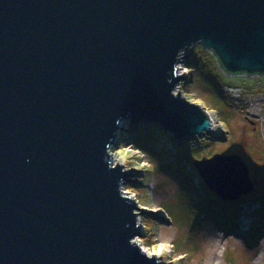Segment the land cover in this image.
I'll list each match as a JSON object with an SVG mask.
<instances>
[{"label": "water", "instance_id": "obj_1", "mask_svg": "<svg viewBox=\"0 0 264 264\" xmlns=\"http://www.w3.org/2000/svg\"><path fill=\"white\" fill-rule=\"evenodd\" d=\"M196 45L227 75H264V0H0V264H163L133 241L142 209L109 148L153 124L213 136L174 92ZM193 167L221 200L256 188L237 153Z\"/></svg>", "mask_w": 264, "mask_h": 264}, {"label": "rangeland", "instance_id": "obj_2", "mask_svg": "<svg viewBox=\"0 0 264 264\" xmlns=\"http://www.w3.org/2000/svg\"><path fill=\"white\" fill-rule=\"evenodd\" d=\"M193 52L198 67L191 74L193 68L184 60L179 64V74L185 73L187 77L177 84L174 92L207 107L210 117L216 122L213 136L217 135L214 137L217 141L204 142L202 140L207 135H199L180 143L169 132L153 124L139 135L138 131L131 133L128 130L129 136L125 141L115 139L109 148L112 166L120 165L132 175L123 183L121 191L142 209L137 212V217H141L139 235L144 237H137V243L149 251L162 248L163 260L157 258L170 264H264V229L257 237L252 235V240L246 235L254 220L242 215L236 231L230 232L217 229L201 219L205 190L198 183L195 172L190 170L193 160L201 157H190L181 147L183 142L199 145L196 154L203 157L214 153L239 154L255 179L256 188L250 194L262 195L264 75H227L205 48L196 45ZM208 74L215 78L207 79ZM213 80L223 86L227 93L226 101L212 88ZM128 127L126 122L120 125L121 129L127 130ZM158 210L168 219L144 216V213ZM256 229L255 226L253 234Z\"/></svg>", "mask_w": 264, "mask_h": 264}, {"label": "trees", "instance_id": "obj_3", "mask_svg": "<svg viewBox=\"0 0 264 264\" xmlns=\"http://www.w3.org/2000/svg\"><path fill=\"white\" fill-rule=\"evenodd\" d=\"M194 49V48H193ZM193 49L191 51V56L187 59L186 64L191 66L193 68L192 73L195 72V69L198 67V64H195L194 62V52ZM205 51L212 57V53L209 52L208 50L205 49ZM196 61V60H195ZM202 62V60H200ZM218 69L217 66L213 65ZM219 70V69H218ZM215 76H211V74H208L206 76L207 79H213ZM212 88H215V90L220 94V96L225 100L227 97V93L224 92L223 86L220 87V85L213 80L211 82ZM226 97V98H225ZM226 101V100H225ZM205 109V107L203 105ZM214 107V106H213ZM142 129L138 131L139 133L141 132ZM126 136H129L128 133L121 132L119 135V138L121 141L126 140ZM217 136V135H215ZM144 138V137H143ZM221 138H225L222 136ZM217 141V139L214 138V136L211 135V137L206 136L205 139L202 141ZM137 147H139V143L136 144ZM203 146H212V145H203ZM182 148L185 149L187 154H189L190 157H203L198 156L196 154L197 149L200 147L199 145H190V144H185L184 142L181 145ZM196 154V155H195ZM190 170L195 172V176L198 178V183L202 184L204 187L202 198H204V204L201 206V212H204L203 217L201 218L202 220H206V223L214 226L217 229H221L223 231H230L234 232L236 231L238 224H239V219L240 217L246 216L251 220H254L253 226L246 231V235L250 240H252L250 237L254 235V237H257L259 233L264 229V193L262 195H252V194H247L242 196L240 199L236 201H224L221 200L217 195H215L213 192L209 191L202 179L198 176V173L196 169L193 167V165L190 166ZM201 190L199 187L197 188ZM254 196V197H251ZM149 223H153L151 219L146 220ZM256 226V231L253 234V228Z\"/></svg>", "mask_w": 264, "mask_h": 264}, {"label": "bare ground", "instance_id": "obj_4", "mask_svg": "<svg viewBox=\"0 0 264 264\" xmlns=\"http://www.w3.org/2000/svg\"><path fill=\"white\" fill-rule=\"evenodd\" d=\"M181 63V61H178L177 62V64H176V68H177V73L179 74V70H180V68H179V64ZM175 90V89H174ZM257 107H259V106H257ZM255 108V106H253V109ZM257 110H259L258 108H257ZM212 121H213V124H214V132L216 131V129H217V126H216V122H215V120L214 119H212ZM123 193V192H122ZM127 196V195H126ZM130 196H131V194H130ZM137 240H138V238H135V239H133V241L134 242H136L137 243ZM139 241V240H138ZM138 245H139V243H137ZM139 247H140V245H139ZM141 250L143 251V252H145L148 256H150V257H161L162 258V260H163V257H162V254H161V250H162V248L160 249V250H158V251H156V249L155 250H152V251H149V250H147V249H145V248H142L141 247ZM162 263L163 264H170L169 262H166V261H162Z\"/></svg>", "mask_w": 264, "mask_h": 264}, {"label": "built area", "instance_id": "obj_5", "mask_svg": "<svg viewBox=\"0 0 264 264\" xmlns=\"http://www.w3.org/2000/svg\"><path fill=\"white\" fill-rule=\"evenodd\" d=\"M183 52V51H182ZM186 55V56H185ZM191 56V52H190V54H188V53H185V52H183V53H181L180 55H179V58H178V61H185V62H187V59L189 58ZM239 75H245V76H248V75H246V74H239ZM253 75H260V74H253ZM233 76H235V75H233ZM237 76V75H236ZM250 76H252V75H250ZM208 112V111H207ZM209 113V112H208ZM210 115V114H209Z\"/></svg>", "mask_w": 264, "mask_h": 264}]
</instances>
